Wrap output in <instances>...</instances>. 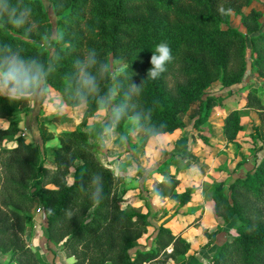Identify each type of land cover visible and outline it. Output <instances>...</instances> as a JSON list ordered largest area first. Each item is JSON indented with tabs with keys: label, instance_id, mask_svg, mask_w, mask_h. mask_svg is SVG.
Segmentation results:
<instances>
[{
	"label": "trees",
	"instance_id": "16d2710c",
	"mask_svg": "<svg viewBox=\"0 0 264 264\" xmlns=\"http://www.w3.org/2000/svg\"><path fill=\"white\" fill-rule=\"evenodd\" d=\"M61 39L52 46L59 59L53 60V83L63 96H73L75 62L95 49L101 62L107 56L122 55L125 65L115 72L101 73L98 94L85 101L84 114L99 105V96L115 90V106L126 104L124 116L114 125L122 131L128 117L135 118L142 129L141 140L159 133H170L181 125L179 114L196 105V128L208 116L206 88L214 81L222 87L238 83L246 71V39L251 56L250 67L264 77V21L260 11L248 6L250 0H48ZM19 11L29 8L27 23L16 27L9 14L0 16V42L18 48L25 56L47 63L41 40L48 37L50 24L39 0H11ZM224 9L222 14L218 9ZM239 17L240 27L229 23V13ZM166 42L173 60L157 80L147 79L150 57L155 45ZM127 68V73L122 72ZM131 78V79H129ZM141 84L139 94L126 95L130 82ZM246 107L259 110L264 121V104L252 91L246 93ZM21 102L0 98V118L10 117ZM111 119V117H110ZM235 110L224 117V134L231 139L238 125ZM262 128V129H261ZM264 132V123L260 126ZM259 127L254 126L257 133ZM6 137L11 145L3 144ZM264 138V134H263ZM58 144L51 147L53 166L43 165L38 150L16 135V121L10 119L0 127V253L16 264H54L31 250L24 239V225L35 208L43 218L45 247H58L72 264H169V257L180 256L188 244L169 229L159 226L154 247L131 249L146 231L147 215L121 206L122 181L101 163L81 129H64L57 133ZM77 163V168L70 171ZM100 177L104 200L95 206L89 200L92 179ZM74 183L69 187L68 181ZM175 174L161 178L150 191L166 196L176 206L189 200L191 187L174 191ZM226 196L216 187L211 198L212 213L231 223L234 233L215 240V249L207 264H264V151L252 170L237 176L228 185ZM71 208L69 219L66 210ZM51 210V211H49ZM170 249L167 250V247ZM201 264V263H195Z\"/></svg>",
	"mask_w": 264,
	"mask_h": 264
},
{
	"label": "rangeland",
	"instance_id": "374dc122",
	"mask_svg": "<svg viewBox=\"0 0 264 264\" xmlns=\"http://www.w3.org/2000/svg\"><path fill=\"white\" fill-rule=\"evenodd\" d=\"M39 1L46 11L50 31L60 32L57 16L49 1ZM230 14L229 23L240 27L238 15ZM56 42H49L48 37L41 40L47 52V63L53 64V60L46 46ZM246 47V71L242 79L225 87L219 81H214L206 88L209 116L196 128L192 127V123L197 117L198 108L193 105L179 114L181 125L170 133L157 134L142 141V129L135 118L128 117L122 124V131H115L114 138L106 144L102 130L110 121L109 110L99 104L92 112L84 114L85 101L63 96L55 86L58 81L52 71L47 78V95L42 102H21L10 117L0 118V127L6 126L8 120L15 119L16 135H21L26 143L38 150L43 165L47 167L53 166L51 147L58 144L57 133L60 130L86 131L97 159L107 165L114 175L131 180V183L124 185L121 181L119 184V189L129 185L124 189L121 206L146 213L151 226L137 239L129 253L133 254L135 249H152L155 238L153 230L159 226L170 227L188 244L183 253L184 264H207L216 246V242H210L217 228L221 230L214 236L215 240L234 233L231 223H226L222 217L216 218L212 213L213 190L220 187L227 196L228 185L235 177L252 170L264 151V132L260 129L264 121L260 119V112L253 106H244L247 91H252L264 104V77L256 76L249 65L251 56L247 39ZM107 62L116 72L125 65L126 58L108 55ZM112 104L115 106L113 100ZM228 110H235L239 118V128L231 139L223 131ZM254 126L259 127L257 133ZM11 143L9 137L3 141L5 145ZM76 168L77 163H74L70 171ZM172 174L178 178L173 188L176 193L191 187L189 200L182 206H176L168 197H153L150 191L159 179ZM42 226L40 210L35 208L31 219L24 225L23 235L28 247L54 264H72L73 258H68L58 247L51 244L45 247ZM169 249L170 246L167 247ZM4 259L0 264H6L8 260ZM167 261L173 264L180 262L181 258L169 257Z\"/></svg>",
	"mask_w": 264,
	"mask_h": 264
},
{
	"label": "clouds",
	"instance_id": "9594fccd",
	"mask_svg": "<svg viewBox=\"0 0 264 264\" xmlns=\"http://www.w3.org/2000/svg\"><path fill=\"white\" fill-rule=\"evenodd\" d=\"M222 14L224 9H218ZM30 9L17 10L11 0H0V16L9 14L11 23L16 27H22L27 23ZM49 42L61 39L59 31L48 33ZM51 53L50 59L58 60L59 55L56 49L49 43L47 46ZM173 60L172 51L166 42L155 45L150 57L151 67L147 70V79L157 80L167 68L166 66ZM54 65L44 63L37 57L25 56L18 48H13L10 44L0 42V98L6 99L10 103L28 102L39 104L47 95V78ZM76 74L75 83L72 90L73 97L84 102L92 94H98L100 74L112 72L115 77V69L107 62H101L95 49L88 50L82 59L75 62ZM122 72L127 73V68ZM131 79V78H129ZM142 91L141 84L131 80L126 95L139 94ZM115 90H110L107 94L99 96V104L102 108H107L110 114V121L102 130V138L107 144L115 136V127L118 121L124 116L127 105L121 104L114 106L112 97ZM74 179L68 181L70 187ZM92 190L89 200L95 206H99L103 200V185L100 177L92 179ZM51 211V210H49ZM71 208L66 210V215L70 219L73 216Z\"/></svg>",
	"mask_w": 264,
	"mask_h": 264
},
{
	"label": "crops",
	"instance_id": "0c3cea01",
	"mask_svg": "<svg viewBox=\"0 0 264 264\" xmlns=\"http://www.w3.org/2000/svg\"><path fill=\"white\" fill-rule=\"evenodd\" d=\"M250 8H253V9H255V10H258V11H260V13H261V16H260V18H259V21L260 22H263L264 21V0H250V2H249V4H248V6H246V7H243L242 8V11H244V12H247ZM229 17H231V14L229 13ZM159 134H163V133H159ZM160 180V179H159ZM122 181H123V184L125 185V184H127V183H131V180L129 179V178H126V177H123L122 178ZM127 186H129V185H126V187H124V189H126L127 188ZM152 196L153 197H158L159 195H156V194H152ZM161 197H166V196H161ZM148 219V218H147ZM151 226L149 225V221H148V226L146 227V230L148 229V228H150ZM153 229V228H152ZM167 229H169L173 234H175L173 231H172V229L170 228V227H167ZM156 230L157 229H155V230H153V234H156ZM139 250H145V249H139ZM134 253V252H133ZM133 254H130V256H132ZM6 256V257H5ZM4 258H6V260H8V254L7 253H4V254H2V253H0V262H2V261H4L5 259ZM68 258H72V257H68ZM2 260V261H1ZM72 261H73V259H72ZM11 262H9V261H7L6 262V264H10ZM107 264V263H106Z\"/></svg>",
	"mask_w": 264,
	"mask_h": 264
},
{
	"label": "built area",
	"instance_id": "2783aa9c",
	"mask_svg": "<svg viewBox=\"0 0 264 264\" xmlns=\"http://www.w3.org/2000/svg\"><path fill=\"white\" fill-rule=\"evenodd\" d=\"M39 210V209H38ZM10 264H16V263H14V262H11Z\"/></svg>",
	"mask_w": 264,
	"mask_h": 264
}]
</instances>
